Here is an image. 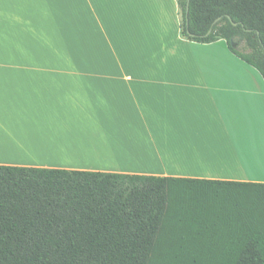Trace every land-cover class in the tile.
<instances>
[{"label":"crops","instance_id":"crops-1","mask_svg":"<svg viewBox=\"0 0 264 264\" xmlns=\"http://www.w3.org/2000/svg\"><path fill=\"white\" fill-rule=\"evenodd\" d=\"M177 0H0V166L264 182V78Z\"/></svg>","mask_w":264,"mask_h":264},{"label":"trees","instance_id":"trees-1","mask_svg":"<svg viewBox=\"0 0 264 264\" xmlns=\"http://www.w3.org/2000/svg\"><path fill=\"white\" fill-rule=\"evenodd\" d=\"M177 2L264 78V0ZM0 264H264V182L0 166Z\"/></svg>","mask_w":264,"mask_h":264},{"label":"rangeland","instance_id":"rangeland-1","mask_svg":"<svg viewBox=\"0 0 264 264\" xmlns=\"http://www.w3.org/2000/svg\"><path fill=\"white\" fill-rule=\"evenodd\" d=\"M241 48H243V46Z\"/></svg>","mask_w":264,"mask_h":264}]
</instances>
